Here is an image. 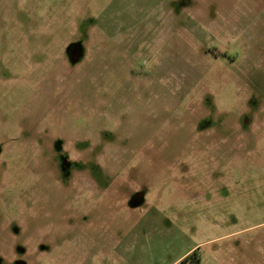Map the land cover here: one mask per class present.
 <instances>
[{"label": "rangeland", "instance_id": "374dc122", "mask_svg": "<svg viewBox=\"0 0 264 264\" xmlns=\"http://www.w3.org/2000/svg\"><path fill=\"white\" fill-rule=\"evenodd\" d=\"M0 264H264V0H0Z\"/></svg>", "mask_w": 264, "mask_h": 264}, {"label": "flooded vegetation", "instance_id": "af4514ba", "mask_svg": "<svg viewBox=\"0 0 264 264\" xmlns=\"http://www.w3.org/2000/svg\"><path fill=\"white\" fill-rule=\"evenodd\" d=\"M76 55H79V52L76 50V49H73L72 51H71V60L73 61V60H77L78 58L76 57ZM185 262V261H184Z\"/></svg>", "mask_w": 264, "mask_h": 264}, {"label": "trees", "instance_id": "16d2710c", "mask_svg": "<svg viewBox=\"0 0 264 264\" xmlns=\"http://www.w3.org/2000/svg\"><path fill=\"white\" fill-rule=\"evenodd\" d=\"M196 255V252L192 253L190 256H188L185 261H188L192 256Z\"/></svg>", "mask_w": 264, "mask_h": 264}]
</instances>
